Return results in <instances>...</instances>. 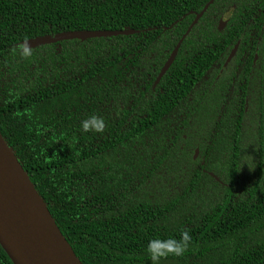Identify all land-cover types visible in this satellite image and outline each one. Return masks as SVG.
I'll return each mask as SVG.
<instances>
[{
	"label": "trees",
	"instance_id": "obj_1",
	"mask_svg": "<svg viewBox=\"0 0 264 264\" xmlns=\"http://www.w3.org/2000/svg\"><path fill=\"white\" fill-rule=\"evenodd\" d=\"M208 1L0 0V134L82 264H151L148 240L185 230L160 264H264V94L216 70L254 52L264 0H214L156 82ZM120 30L137 33L20 47ZM93 115L103 131H82Z\"/></svg>",
	"mask_w": 264,
	"mask_h": 264
},
{
	"label": "water",
	"instance_id": "obj_2",
	"mask_svg": "<svg viewBox=\"0 0 264 264\" xmlns=\"http://www.w3.org/2000/svg\"><path fill=\"white\" fill-rule=\"evenodd\" d=\"M209 0L195 15L191 25L182 35L164 63L157 81L172 64L182 40L201 18ZM219 30L221 27L218 28ZM137 32L120 31H66L53 36H41L25 42L29 49L61 41H84L94 38L128 36ZM21 44V45H22ZM236 50L231 51L227 61ZM197 154L195 151L194 158ZM0 248L11 264H82L55 224L42 197L37 193L14 151L0 134Z\"/></svg>",
	"mask_w": 264,
	"mask_h": 264
},
{
	"label": "flooded vegetation",
	"instance_id": "obj_3",
	"mask_svg": "<svg viewBox=\"0 0 264 264\" xmlns=\"http://www.w3.org/2000/svg\"><path fill=\"white\" fill-rule=\"evenodd\" d=\"M258 4V2H257ZM257 15L260 14V8L257 9ZM264 13V12H263ZM199 14V13H198ZM232 14V9H227L224 14L222 15L223 20H228ZM194 14V18H195ZM259 17V16H258ZM258 17H255V28L253 31H244V34H247V39L250 41V44H256L254 52H247L245 50H238L239 42L234 45L236 46V50L231 58L227 61L228 56L230 55L231 51L234 47L228 52L225 61L220 66L216 67L217 73L221 74L224 69L230 68L229 74H232L230 78L231 86L228 89L230 92L233 91V84L235 83L237 86V91L240 92L243 85L247 83V79L252 80L251 82L254 84V89L256 94L260 97L264 94V59L258 56L259 54V45H264V17H261L259 20ZM194 20V19H193ZM221 27L219 30L218 28ZM217 29L221 31L224 29L223 22L217 25ZM252 58V60L250 59ZM235 59V64H232V61ZM0 73L4 75V77L0 76V82L5 81L6 72L2 68L0 69ZM15 79V77H14ZM196 157V156H195Z\"/></svg>",
	"mask_w": 264,
	"mask_h": 264
},
{
	"label": "clouds",
	"instance_id": "obj_4",
	"mask_svg": "<svg viewBox=\"0 0 264 264\" xmlns=\"http://www.w3.org/2000/svg\"><path fill=\"white\" fill-rule=\"evenodd\" d=\"M25 55L30 54L29 46L25 42L20 46ZM81 130L84 132L94 131L100 133L103 131V121L102 119L96 117L95 115L89 116L87 119L81 121ZM191 237L187 230L180 233L179 240L175 238H165L161 239L159 237L149 239L145 248V252L151 264H160L162 260L170 256L180 257L183 255L188 247V243Z\"/></svg>",
	"mask_w": 264,
	"mask_h": 264
}]
</instances>
